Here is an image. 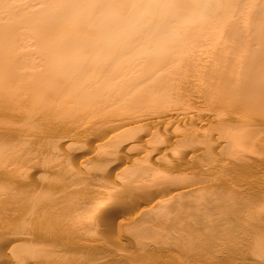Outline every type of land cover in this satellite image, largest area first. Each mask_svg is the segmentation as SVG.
I'll list each match as a JSON object with an SVG mask.
<instances>
[{"label": "bare ground", "instance_id": "obj_1", "mask_svg": "<svg viewBox=\"0 0 264 264\" xmlns=\"http://www.w3.org/2000/svg\"><path fill=\"white\" fill-rule=\"evenodd\" d=\"M102 1L107 5L114 2V0ZM210 1L215 2L212 0L208 2ZM259 2L262 5L256 2L260 6L255 7L259 9L255 11H260L259 13L257 12L259 17L255 14L256 12L253 15H256L255 17L258 19H264V0H260ZM150 3L158 5L160 0H150ZM246 3L248 2L246 1L241 5L246 6ZM198 4L201 3L198 2ZM205 4L202 6L204 7L203 11L201 10L202 12L209 5L208 3L205 7ZM212 4L214 6V3ZM208 7H211V5ZM217 7L219 8V6ZM223 7H225V10L223 8H217L218 12L216 13H218V17L222 14L220 11H226L227 5L225 4ZM210 10L215 9L211 7V9L209 8ZM190 11L193 12V10ZM209 11L206 13H209ZM252 12H250L251 16ZM226 13L228 15L229 11ZM225 14H222L221 18ZM172 15L176 16H174L175 19ZM172 15H169V17L171 16L174 20L171 17L169 20L167 17H164L165 15H162L165 19H161V15H158V17L160 16V18H157L158 20L153 18L149 22L146 20L147 15L143 14L139 22L146 23L137 25L134 29L129 30L126 34L128 36L124 37L122 43L117 45L116 48H120L116 56L113 55L110 58H102L101 55L90 57L78 55V57L62 60L60 58H51L52 56L48 58L49 55L46 57V53H42L45 57L44 55L41 57L42 54H40L38 55L40 56L38 57L39 61H36L37 59L35 57L30 58V56L28 57L29 59L27 57L23 59V55H18V58V56L16 57V53L12 56V52L9 51L10 49L7 52L11 56L5 54L4 51L3 53L0 51V75L2 79L5 78L4 80L0 78V249L4 247L3 251L0 250V262L2 264L4 262V264H12V260H14L13 264H24L26 260H29V264L30 262L31 264H54L58 261L60 253L62 256H65V253H67L66 251L63 252L66 249L65 247L69 244L67 247L69 248L70 244H75L73 243L76 242L75 236L77 238L79 233H83V231H80L81 227L78 228L80 224L77 223L80 217L79 214L82 213L81 210L78 211V201L83 196L79 200L76 199L78 198L76 195V198H73L78 190L81 191L80 189L76 190L75 186L79 188V184L87 182V180H84L87 175L82 178L83 174L87 173L85 171L92 173L93 171H98L96 168L101 169L99 166H102L104 162L101 161L102 163L100 164L98 162L103 159L95 157L94 153L96 155V153L103 150L106 143L108 148L111 149L110 152L106 147V150L109 152V157L114 152L116 154L115 149L117 150L116 147L118 146L116 138H119L118 135L123 134L124 130L126 133L127 126L129 125L130 128L128 131L132 133V130L135 128H137V130L135 129L137 133H139V129L141 130H139L140 134H137L134 130L135 135L138 137L136 136L137 139L134 137L135 140L133 139L134 141L129 143L130 147L132 148L134 144L137 145L135 142H138V144L141 142L142 151L136 157V161L128 164V166L131 164L129 166L130 168L128 167V171L130 172L129 176L126 178L123 177L127 180V185L132 184L129 188L126 186L127 192L125 194L127 195V199L124 207H134L133 204L143 196L144 188H153L156 191V196L160 195L159 193L161 191L170 193V197L166 196L167 199H170L166 200L167 202L164 199L166 197H160L159 199H162V201L155 199L150 205L142 207V210L141 208L137 211L135 210V228L130 227L135 239L134 242H136V248H134L139 252H143L141 250L144 248L148 251L140 255V257L147 258V260L144 261V259L140 260L137 258L132 264H264L263 230V233H261V229L264 228L261 225L264 223V22H255L256 24L251 22L250 25L248 22L246 24L243 23L245 25L241 23L238 25L237 22V25L234 22L228 24L220 23L219 25L213 24L215 28L208 24L212 28L209 30L207 29L209 27L205 26L206 24H202L203 26L198 24L195 20V17L198 18V16H195L191 21L189 19L185 23V21L180 20L181 14L175 13ZM214 15L217 16L215 13ZM166 18L169 21L172 19V22H169ZM125 19L121 18L118 22L124 24V22L130 21L129 19ZM212 30L214 31L212 32ZM217 32L221 36H219L220 34L217 36L215 34ZM218 39L221 41L220 43ZM4 44L6 43L1 41L0 47ZM203 45L210 47L209 50L207 47V50L204 48L207 51L205 57H208L207 59H203L204 57L201 58L200 56V58L197 57V60H199L198 63L201 66L200 64L198 65L201 68L196 69L198 65L196 64L197 66H195L197 61H195L194 57L196 55L198 56L196 52ZM18 46L21 48L20 45ZM137 47L141 50L137 49ZM134 49L142 51V58L145 56L144 59L141 58L139 61L133 57L132 59L135 58L134 60L137 61L135 65L132 64L131 58V60H127V56H131L130 51H135ZM18 50L17 52H19ZM100 51L104 52L103 50ZM202 53H205V51ZM117 56L126 58V61L123 60L125 62L123 66L115 65V57ZM37 64L42 65L40 67L41 71H37L38 68L37 70L35 69ZM135 67L140 69H136L137 72L139 71V75L142 73L139 79L137 78V84L141 85V87L146 84L145 88L147 90L145 93L147 95L145 97H154L151 103H148V101L145 103L146 99L141 98V96L138 97L139 95L136 96L133 93H130L131 95L128 94L127 91L130 89L127 90V88H130L131 85L126 89L119 90H115L112 87L115 85L116 75L122 76L124 74H130L126 78L132 79L133 77L131 76L135 71ZM163 69H165V73ZM195 69L198 71V79L194 78L195 80L197 79L196 82L198 84L193 80L195 82L194 85L196 84L200 87L196 89L202 92L201 95L206 104L204 105L207 106V109L205 108L207 113L205 111L204 114L198 112L196 114L194 109L195 112L189 109L186 111L184 109L178 110L179 108L176 109L178 106L176 108L170 107L171 109L167 108V102L171 105L175 96L178 98L179 95L178 92V95L175 93L174 86L171 87L175 83L173 81L175 80V75L177 77H179L178 75L188 76L189 73L196 72L193 71ZM42 71L43 73H41ZM161 72H163L162 75ZM31 75L32 77L29 78ZM168 76H171V78L167 79ZM179 78H176V81H179ZM183 78L186 77L183 76ZM135 79H132V81L134 80L133 83L136 81ZM186 81L189 82V80ZM143 82L144 84L142 85ZM178 83L177 86H180ZM134 85L136 84L134 83ZM110 86L113 91L110 89ZM172 88L175 90V96L171 101ZM132 94L136 96L135 99ZM129 96H131L132 100ZM182 97L184 96L182 95ZM142 99L144 103H142ZM181 99L179 100L181 101ZM60 100L64 102H58ZM119 101L120 104L122 101L124 103L128 101L126 105L122 104L125 106L121 109L123 112L119 108V111L115 109ZM176 101L174 100L173 102L176 104ZM60 103L62 105H64L63 103L67 105L68 103H72L75 106L70 109L68 107L69 105L61 106ZM72 106L70 104V107ZM58 107L59 109L63 108L61 111L64 112V116H62L60 111L63 119H60V116L58 119L53 114L58 112ZM54 117L57 119H54ZM118 117L119 119L115 120ZM201 117L210 120V127L208 129L211 132V137L209 136L211 138L210 141H204L202 139L204 141L202 142L200 139L201 143L199 139L197 140V132L199 130L203 131L206 128L199 127L200 125L196 127L194 125L195 128L193 129L186 128L187 130L185 131L184 129V132L178 130L177 132L175 130V124H184L188 127L194 122L199 121ZM71 119H76L77 124L80 122L77 125L79 127L84 123V125L87 124V131L90 129L89 125H92L91 129L92 127L94 129V131L90 129L94 133L92 135L95 137L97 135L96 133H98L99 135L96 138L101 139L89 148V150L91 148L93 150L91 149V154L89 153L90 156L88 157H95L98 159H96L98 162L96 160L94 161L95 158H92L94 164L91 165L89 164L90 162L88 163L86 161L88 157L86 158L85 156L78 162L79 164L77 165L80 168L83 167L84 173L80 172L81 169H79V166H75V168L74 166H68L69 168L66 167L68 168L66 170L64 168L62 169L63 166L60 165L63 171H57V168L51 165L54 161L51 162V159H54L55 156L53 158L50 154H47L50 151L57 153L66 147L68 148V145L71 146V143H74L70 142L71 138L66 130L67 134H61V136L58 134L59 136L56 137L58 138L56 140L60 142V146L50 148L51 139L54 140V134L57 135L55 132L57 123H64L65 127H68L70 130L72 127L70 123L74 125L73 123L75 122L74 120L72 123L73 120ZM81 121L83 122L82 124ZM74 126L72 130L76 128ZM97 126L98 128H96ZM100 126L103 129L100 128L101 131H98ZM83 129L84 131L86 130L85 127ZM95 129H97V132ZM163 129H166L167 132L165 133L167 134L160 135L158 133L159 135H157V132H155V130L163 132ZM70 132L72 131L70 130ZM41 133L46 134L49 138L47 137L45 139L44 137L46 141H42L40 137L42 136ZM92 135L90 134V136ZM90 136L88 135L87 137L90 138ZM112 140H114L113 143ZM42 142L45 144L50 142L48 143L49 145L46 144L47 147L49 146L50 151L46 153V158L45 156L44 158L42 157L43 159L41 158L43 160L41 164L44 165L46 163L48 167L52 166L51 168L53 169H49V175L48 173L43 174L42 178L38 175L41 178L37 179L40 181L38 184L35 183V178L33 180L30 175L23 172L28 167L35 169V167L39 166L40 157H36L39 160L35 158V151L38 149L35 150L34 148V156L32 155V150L33 147H37L36 145L44 146ZM173 143H180L184 148L180 146L181 150L179 149L180 151L178 153L170 154L169 147ZM81 144L83 145V142ZM81 144L79 146L82 148L83 146ZM136 145L134 146L136 147ZM48 148L45 147L46 151L49 150ZM198 148L202 150V154H198L197 152L201 156L200 158L196 157V162H194V159H190L194 155L191 154V151L197 150ZM151 152L153 153V157L155 156L154 161H160L161 165H165H162L163 168L161 170H158L160 167L157 168L156 165L154 166L145 162L144 159L147 155H151ZM102 154L99 155L101 156ZM217 157L222 160H218L219 162L215 161ZM213 158L215 159L211 160ZM104 161H107V159ZM64 162L66 163L67 159ZM95 162L98 164L97 167L95 166ZM46 164L44 165L45 167ZM53 165H55L54 162ZM66 165L69 164L66 163ZM193 167L195 169L197 167L198 169H191ZM186 169L195 170L193 171V173H196V176L193 175L195 178L192 176L190 179L187 178L189 175L184 174ZM51 171L56 172L57 175L58 173L61 175V172L64 173V180L61 175L62 181L59 182L60 184H56L53 180L58 178L54 177V179L53 176L50 177ZM54 172H52V175ZM209 172L213 174L223 173L222 175L225 177L221 180L223 183L221 182L219 184V181H215V178L213 181L218 184L214 182V184H211L207 179L209 176L204 178L205 174H211ZM122 173L125 172L123 171ZM122 173H116V175H123ZM126 173L128 172L126 171ZM95 174L93 175L95 176ZM183 174L189 180L183 178ZM248 174L251 176L258 175L256 176L258 177L256 179L257 181L254 182L248 178ZM212 177L214 176L212 175ZM202 178L204 180L207 179V184L213 186H210L209 189L212 188L213 190L207 191L206 193L203 192L204 194L201 195L204 196L202 201L197 202L198 198L201 197H198L199 194L197 195V192H195L197 187L195 183L197 181L199 182L200 179L203 180ZM121 182H123V179ZM52 184L57 185L56 187L58 189L54 190H57L56 192L59 196H46L45 198L44 195L45 199H42L43 201L41 202L40 198L42 196L40 195L46 188L49 189ZM123 184L121 183V186ZM39 189L41 190L39 191ZM115 190H118V187ZM115 190H107L108 193L106 194L105 192L96 201L90 215L92 218L99 216V214L104 211L106 212L107 209L113 208L114 206L118 207L122 203L120 202V198H122L121 196L123 194L119 193V190ZM117 201L120 202L119 205ZM83 215L86 216V214ZM35 217H40L41 219L37 218L40 219L37 220ZM131 217L133 218V216ZM85 218L87 219V216ZM90 220L92 219L88 221ZM120 222L121 220L117 223V226L123 221ZM109 224L111 225V223ZM123 225L122 223L121 226ZM82 226L84 225L82 224ZM86 227L88 226L86 225ZM52 228H54L53 231H51ZM54 231L56 232L53 233ZM79 237L77 239H80ZM40 239H45V242L43 241L45 243L43 249L42 246L39 247L41 244L43 245L42 242L39 243ZM33 241L39 243V246H34L37 250L33 248V245H35ZM260 245L262 247H259ZM63 246L65 249H62ZM37 247H39V250ZM65 257L68 260L67 256ZM116 257H118L117 261L128 260L127 255L124 253H119ZM61 260L62 258L60 256ZM64 260L62 261L64 262Z\"/></svg>", "mask_w": 264, "mask_h": 264}, {"label": "rangeland", "instance_id": "obj_2", "mask_svg": "<svg viewBox=\"0 0 264 264\" xmlns=\"http://www.w3.org/2000/svg\"><path fill=\"white\" fill-rule=\"evenodd\" d=\"M2 0H0V13H1V15H0V34H2L1 35V37H0V45H1V41L3 42V43H6V44H4L3 46H1L0 47V51H2V53H3V51H4V53L5 54H8V55H10V53H8L9 51L10 52H12L11 53V55L13 56V54L15 55V53H16V57L18 56V55H23V59H24V57L26 58H28L29 56H30V58L32 57H35L37 60L36 61H39L38 60V57H40V56H38V55H40V54H42V53H46V57L49 55V57L48 58H50V56H52L51 58H60V59H62V60H66V59H69V58H73V57H78V55H82V56H88V57H90V56H102V58H110V57H112L113 55H115L116 56V54L118 53V50H119V48L120 47H118V48H116L117 47V45H119V44H121L122 43V41H123V38L124 37H127L128 35H126L127 34V32L129 31V30H132V29H134V27L135 26H137V25H140V24H142V23H146V22H139L140 21V19H141V16L143 15V14H145V15H147V18H146V20L147 21H149L150 22V20H152L153 18H160V16L158 17V15H161V17H162V15H165L164 17H167L168 19L171 17H169V15H172V14H175V13H177V14H181V21H185V23H186V21H189V19H190V21L192 20V19H194V17L195 16H198V18L197 17H195L196 19V21L198 22V24L200 25H205V26H207V27H209V28H207V29H209V30H211L212 28L210 27V26H212L213 27V24L214 25H219L220 23L221 24H228V23H230V22H234L235 24H236V22L238 23V25L241 23V24H243V23H247L248 22V24L250 25L251 24V22H253L254 24H256L255 22H264L263 20V18L262 19H258V18H256L255 16L257 15L258 17H259V15L257 14V12L259 13L260 11H255L256 9H258V8H255V7H259L260 5H262V4H260V0H212V1H215V2H208L209 0H201V1H199V0H177V1H173V0H165V3H164V0H160V3L157 5V4H152V3H150V0H114V2H112V3H110V4H106V3H104L102 0H4V1H2ZM206 1V2H205ZM248 2V3H246L247 5L245 6V5H241L242 3L244 4L245 2ZM257 2V4H260L259 6L256 4V2ZM4 2V3H3ZM198 2L199 3H201V4H198ZM202 2L205 4H208L209 3V5H211V7H212V9H213V7H214V9L215 10H210L209 11V8L211 9V7H208L209 5H207V9H205V13L204 12H202L203 11V8L204 7H202L203 5H202ZM251 2V3H250ZM259 2V3H258ZM211 3V4H210ZM212 3H214V6H212L213 4ZM215 3H219V4H215ZM253 3V4H252ZM254 3H255V5H254ZM199 6H198V5ZM206 4H205V7H206ZM227 5V7H226V11H224L225 10V7H223L224 5ZM222 5V7H220ZM257 5V6H256ZM195 6V7H194ZM216 6V7H215ZM217 6H219V8H223L224 10L223 11H220L222 14H225L227 11H229V13H228V15H227V13L225 14V16L223 15V17L221 18V16H222V14H220V16L218 17V13H216V12H218L217 11ZM192 7H193V9H192ZM199 7V8H198ZM202 7V8H201ZM229 7V8H228ZM1 8H2V10H1ZM5 8V9H4ZM218 8V9H219ZM252 8H254V9H252ZM195 9V10H194ZM228 9H230V10H228ZM238 9V10H237ZM190 10H193V12H191ZM202 10V11H201ZM207 10V11H206ZM235 10H237V11H235ZM240 10V11H239ZM254 10V11H253ZM259 10V9H258ZM209 11V13H211L210 15H208L209 13H206V12H208ZM215 11V12H214ZM235 11V12H234ZM252 12V16H251V13L250 12ZM191 12V14H189ZM217 15V16H215L214 15V13ZM254 12H256L255 14V16L253 15L254 14ZM213 13V14H212ZM250 13V14H249ZM213 15V16H212ZM261 15V14H260ZM2 16H3V19H2ZM174 16L175 15H172V17L174 18ZM171 17V18H172ZM176 17V16H175ZM201 17V18H200ZM215 19H214V18ZM220 18V19H217V18ZM253 19H252V18ZM256 19H255V18ZM121 18H126L127 20L129 19L130 21L129 22H124V24H122V23H120V22H118L119 21V19H121ZM166 18V20H168ZM172 18V19H173ZM179 18H180V15H179ZM117 19V20H116ZM125 19V20H126ZM161 19H165V18H161ZM160 19V20H161ZM172 19H171V21H169V22H172ZM175 19V18H174ZM173 19V20H174ZM116 20V21H115ZM158 20V19H157ZM195 20H194V22H195ZM218 20V21H217ZM162 21V20H161ZM167 21V22H168ZM223 21V22H222ZM153 22V21H152ZM151 22V23H152ZM4 23V24H3ZM191 23V22H190ZM234 23H231V24H234ZM196 24V23H195ZM210 26H209V25ZM212 24V25H211ZM245 24H243V25H245ZM264 24V23H263ZM9 25V26H8ZM202 25V26H203ZM237 25V24H236ZM14 26V27H13ZM201 26V27H202ZM221 26V25H220ZM213 28H215V27H213ZM4 29V30H3ZM215 30V29H214ZM214 30H212V32L214 31ZM217 36L220 34L219 32H217V33H215ZM5 36V37H4ZM7 36H8V38H7ZM10 36V37H9ZM219 36H221V34L219 35ZM4 38H5V40H4ZM3 39V40H2ZM6 39H7V41H6ZM17 42H15V41ZM219 40V39H218ZM222 40V39H221ZM219 43L221 42L220 40L218 41ZM85 43H87V44H85ZM91 43V44H90ZM9 44V45H8ZM84 44V45H83ZM90 44V45H89ZM6 45H7V47H6ZM14 45V46H13ZM18 45H20L21 46V48H19V46ZM15 46H16V48H15ZM89 46V47H88ZM12 47H13V49H12ZM19 48V50H18V48ZM101 49H100V48ZM202 47H203V49H202ZM207 45L206 46H201L200 47V50L198 51V52H196L197 54H198V56L196 55V53H194L196 56V58L194 57V59H195V61H197L196 63H195V66H197L198 64H200V63H198V61L199 60H197V57L198 58H203V59H207V57L208 56H206L205 57V55H207V48H208V50H209V48L210 47H207ZM204 48L206 49V50H204ZM8 49H10L9 51H8ZM12 49V50H11ZM99 49V50H98ZM114 49H115V51H114ZM137 49H140L139 47H137ZM137 49H134L135 51H130V54H131V56L129 55V56H127V60L129 61V60H131L133 57H135L136 59H137V61H139L141 58H142V56L141 55H143L142 54V51H140V50H137ZM202 49V50H201ZM14 50H16L15 52H14ZM17 50L19 51V52H17ZM100 50H103L104 52H102V51H100ZM205 51V53H202V52H204ZM8 51V52H7ZM22 51V52H21ZM125 51V50H124ZM25 54H24V53ZM102 52V53H101ZM1 53V54H2ZM47 53H49V54H47ZM145 53V52H144ZM201 53V54H200ZM10 55V56H11ZM44 54H42L41 55V57L43 56ZM146 55V54H145ZM2 56H4L3 54H2ZM20 56V57H21ZM139 56H141V57H139ZM200 56V57H199ZM6 57H7V55H6ZM44 57H45V55H44ZM8 58H9V56H8ZM10 58H14V57H10ZM18 58H19V56H18ZM34 58V59H35ZM131 58V59H130ZM134 58V59H135ZM139 58V59H138ZM144 58H145V56H144ZM144 58H142V59H144ZM29 59V58H28ZM33 59V60H34ZM126 58L125 57H115V65H120V66H123L124 64H125V62L123 61V60H125ZM134 59H132L131 61H132V64L133 65H135V64H137V61H135ZM116 60H118V61H116ZM180 60V59H179ZM178 60V61H179ZM35 61V60H34ZM126 61V60H125ZM127 61V62H128ZM133 61H134V63H133ZM202 61V60H201ZM37 63V62H36ZM39 63V62H38ZM197 64V65H196ZM39 66V67H38ZM200 66H201V64H200ZM199 65L196 67V69L197 68H199L200 67ZM40 67H42V65H39V64H37L36 65V67H35V69L37 70V68H38V70L37 71H41V68ZM40 68V69H39ZM201 68V67H200ZM140 70L139 68H136L135 67V71L133 72V74H132V76L131 77H133L132 79H134V78H136L135 80V84L136 85H134V83H133V81H132V79H130V78H126L127 76H129L130 74H124V75H122V76H120V75H116L115 76V87L114 86H112L113 87V89L115 88V90H119V89H126L128 86H133V87H131L130 86V88H127V90H134V91H127V90H125V91H127V93L128 94H130V93H133L134 95H136V96H138V97H140L141 96V98H144V99H146V101H145V103L148 101V103H151L152 101H153V99H154V97H145L146 95H147V93H145L146 92V84H144V82L142 83V87H141V85H138L137 84V78L139 79V77L142 75V73H140V75H139V71L137 72V70ZM166 69V68H165ZM165 69H163L164 70V73L166 72L165 71ZM193 70V71H196V72H193L192 74H190L189 73V75H191V76H187V75H183L184 77H186V78H183V76L182 75H178L179 77H177V75H175V80H173L175 83L177 82H179L180 83V79H182V80H184L183 82H182V80H181V83L179 84L178 83V85H180V86H177V83L175 84L173 81V83H174V85H171V87L172 86H174V89L176 90V92L175 93H179V95H178V93H177V95H178V98L180 97V98H182L181 99V101L178 99V98H176V96H175V94H174V91L175 90H173V88H172V90H173V92H172V97L170 98L171 99V101H172V98L175 96V98L173 99V101L174 100H177L176 102V104H175V102H173L172 101V103H171V101L169 100V102L171 103V105H169L168 104V102H167V108H176L177 106V108L176 109H178V110H182V109H184L185 111L187 110V109H189L190 111H193V112H195L196 111V114H197V112L198 113H203L204 114V112L206 111V107L207 106H205L206 104L204 103V101H203V99H202V92H200L201 90H198L197 91V89H199L200 87L198 86V85H194V83L197 81V73H198V71L197 70ZM167 70V69H166ZM32 71V70H31ZM33 71H34V69H33ZM136 72V73H135ZM41 73H43V71L41 72ZM40 72H39V74H41ZM136 74V75H135ZM163 74V72H161V75ZM160 75V76H161ZM196 75V76H195ZM172 76V75H171ZM171 76H168L167 77V79H170L171 78ZM182 76V77H181ZM30 77H32V75L31 76H29V78ZM197 78L196 80H195V78ZM0 78H1V75H0ZM173 78V79H174ZM176 78L178 79L179 78V81L177 80L176 81ZM5 78H1V80H4ZM191 79V80H190ZM165 80H166V78H165ZM186 80H189V82L188 81H186ZM195 82H194V81ZM169 81V80H168ZM187 83H186V82ZM146 83V82H145ZM172 83V84H173ZM185 83H186V86H185ZM188 83H190V84H188ZM192 83H193V85H192ZM197 83V82H196ZM133 84V85H132ZM184 84V85H183ZM198 84V83H197ZM190 85V86H189ZM183 86V87H182ZM112 87L110 86V89L113 91V89H112ZM144 87V88H143ZM179 87V88H178ZM182 87V88H181ZM198 87V88H197ZM177 88V89H176ZM197 88V89H196ZM109 89V90H110ZM180 91H179V90ZM171 90V91H172ZM185 90V91H184ZM182 91V92H181ZM186 92V93H185ZM192 92V93H191ZM180 93L184 96V97H182V95L180 96ZM199 93V94H198ZM132 94V95H133ZM174 94V95H173ZM185 94V95H184ZM197 96H196V95ZM131 95V94H130ZM133 95V96H134ZM186 95H187V97H186ZM136 96H134L133 98L135 99V97ZM191 96V97H190ZM128 97V96H127ZM129 98L131 99V96H129ZM130 99H127V100H130ZM58 100H59V98H58ZM132 100V99H131ZM130 100V101H131ZM70 101H72V100H70ZM129 101V102H130ZM142 103H144V100L142 99ZM179 101V102H178ZM187 101H188V103H187ZM55 102H57V100H55ZM58 102H64V101H62V100H60V101H58ZM127 102L128 101H126L125 103H124V101H122L121 102V104H120V101H119V104H118V102H117V104L119 105H117V106H115L116 108L115 109H117V111H119V109H120V111L121 112H123V110H121V109H123V106L124 105H126L127 104ZM60 103V104H61ZM174 103V105H175V107H174V105H172ZM182 103V104H181ZM185 103V104H184ZM59 104V103H58ZM65 106H68L70 109L71 108H74V106H75V104H72V103H70L71 105H73L72 107H70V104L68 103V105L67 104H65V103H63ZM122 104H124V105H122ZM188 104V105H187ZM205 104V105H204ZM64 105H62L61 104V106H64ZM169 106V107H168ZM186 106H188V107H186ZM60 107V106H59ZM59 107H58V109H59ZM67 107V108H68ZM125 107V106H124ZM164 107H166L165 105H164ZM183 107V108H182ZM186 107V108H185ZM68 108V109H69ZM119 108V109H118ZM170 108V109H171ZM206 108V109H205ZM63 109V108H62ZM61 108L58 110V112H56V113H53V114H55L54 116H57V118L59 117L60 119H63L62 118V116H64L63 115V113L64 112H62L61 110H62ZM107 109H110V108H107ZM195 111H194V110ZM188 110V111H189ZM60 111H61V114H62V116H61V114H60ZM203 111V112H202ZM206 113H207V111H206ZM53 116V115H52ZM56 117H54V119H55ZM56 118V119H57ZM58 118V119H59ZM92 118V117H91ZM121 118V117H120ZM205 118V117H204ZM203 117H201L200 119H199V121H196L197 122V124H196V122H194L193 124H191L190 126H186V125H184V124H175V130L177 131H182V132H184V129H185V131L187 130L186 128H195L196 126H199V127H206L205 129L207 130V132H209V133H207L206 132V130L205 129H203V131L202 130H199V132H197V140L199 139V141L201 142V140L202 139H204V141H210L211 140V132L210 131H208V129H209V127H210V120L209 119H207V118H205V119H207V120H205ZM51 119H53V117H51ZM65 119V118H64ZM94 119V118H93ZM107 119V118H106ZM111 119V118H110ZM119 119V117L117 118V119H115V120H118ZM202 119V120H201ZM71 120H73L72 121V123L74 122V120H75V122L73 123L74 125H72L71 123H70V125L73 127H76V128H74V130H75V132H74V130H72L73 128L71 127L70 128V130L72 131V132H70V130L68 129V127H65V124L64 123H57V126H56V134L57 135H55L54 134V140L53 139H51L52 141H51V147L50 148H53V147H58V146H60V142L59 141H57L56 139H58V138H56V137H58L59 135L61 136V134L62 135H65V134H67V131H68V133H69V135H70V138H71V141L70 142H74V143H71V146L70 145H68V148L66 147V148H64V150L62 149L61 151H58L57 153H55V151H50V148H48L47 146H46V144L47 145H49L48 143H50V142H48V143H44V142H42L43 144H44V146L43 145H36L37 147H33V150H32V155L34 156L35 154V158L36 157H40L39 159L38 158H36V159H38L39 161H40V164H39V166H37V167H35V169L34 168H27V169H24V172L23 173H26L27 175H30V177L34 180V178H35V183H38L39 184V182L40 181H38L37 179H39L40 177L42 178L43 177V174H47L48 172H50V170H52L53 168H51L52 166L54 167V168H57V171H63V170H61V167H62V169L64 168V169H68L69 167H73L74 166V168H75V166H79V165H77V164H79L78 162H80V159H82V157H88V156H90V154H91V151L93 150L92 148V150L90 149L89 150V148L90 147H92L93 145H94V143L95 142H99L101 139L99 138H96L97 137V135H99L98 133H96L97 135L94 137L93 135H94V133H92V131H94V129H93V127H92V129H91V126L92 125H89L90 126V129L92 130H88V131H91V132H88L87 131V129H86V126H87V124L86 125H84V124H82L83 122L81 121V128L79 127V126H77V125H79L80 124V122H78V124H77V121H76V119H71ZM84 120V119H83ZM86 120V119H85ZM113 120H114V118H113ZM57 121V120H56ZM79 121H80V119H79ZM201 122V123H200ZM209 123V124H208ZM63 124V125H62ZM84 125V126H83ZM176 125H177V127H176ZM194 125H195V127H194ZM93 126H95V125H93ZM185 126V127H184ZM61 129H60V128ZM78 127V128H77ZM85 127V131H84V128ZM128 127V129L125 127V129H127L126 130V133H125V130L123 131V134L121 133V134H119L118 136H119V138H116V141H117V150L115 149V151H116V154H115V152H114V154L113 155H111L110 157H112V156H114V157H112L111 159H110V157H109V152L108 151H110L111 152V149H109L108 148V146H107V143H106V146H105V144H104V146L105 147H103L104 149L103 150H101L100 152H98V153H96V155H95V153H94V156L95 157H100L101 159H103V160H100V162H98L97 160V158H95V157H92V158H95L94 159V161L96 160V162H98V164H100V163H102V162H104V163H106V164H104V165H107V166H104L103 164H102V166H99V168H101V169H98V168H96L98 171L96 172V174H95V172L93 171L92 173L91 172H89V171H85V172H87V173H85V174H83V176H82V178H84L86 175V179H84L85 181L87 180V182H84L83 184L81 183V184H79L78 185V187L79 188H76V186H75V189L76 190H78V189H80L81 191H79L78 190V192L76 193V194H74V196H73V198H76V196L78 197V198H76L77 200H79V198L81 197V196H83V198L81 197L80 199L82 200H80V201H78L79 202V204H78V211L79 210H81L82 211V213H81V211H80V213L81 214H79V218H78V221H77V223H79L80 225H78L77 227L78 228H80L81 227V230L80 231H83V233L81 232V234L79 233V236L77 235V238L79 237L80 239H77L76 238V236H75V241L77 242H73V243H75V244H70V246H69V248H67L68 247V245L64 248V246L62 247V249H65V250H63V252H67V253H65V256H67V259L68 260H66V257L65 256H62L61 255V253H60V255H59V257H58V261L57 262H55L54 264H132L137 258H139L140 260H143L144 259V261L145 260H147V258H143V257H140V255L141 254H145L148 250L146 249V248H144V249H146V250H141V251H143V252H139V251H136L135 250V243L136 242H134V236L132 235V233H131V228H135L134 226H135V224L136 223H134L135 222V219L134 218H136L135 216H136V212H135V210L137 211V210H139L140 208H141V210H142V207H146L147 205H150L152 202H154V200L155 199H158V200H160L159 198L160 197H170L169 195H170V193L169 192H164V191H161L159 194L160 195H155L156 194V191L153 189V188H149V189H146V188H144L145 190L143 191V196H141L139 199H138V201H136L133 205H134V207H132V208H125L124 207V203H125V201H126V199H127V195L125 194V192H127V190H126V186L129 188V187H131L132 186V184L131 185H127L126 184V182H127V180H125L124 178H126L127 176H129V171H128V169L130 168L129 166L132 164V162H134V161H136V157L137 156H139V153L142 151V143L140 142L139 144L141 145H139L138 144V142H135V143H137V145L136 144H134V145H136V147L133 145V147L131 148L130 147V142L131 141H134L135 140V138L137 139V135H135L136 133H137V128H132V129H134L135 131H136V133H135V131L134 130H132L133 131V133L131 132V131H128L129 130V128H130V125L129 126H127ZM80 128V129H79ZM96 128H98V126L96 127ZM100 128H102L103 129V127L102 126H100L99 127V130L98 131H101L100 130ZM174 128V127H173ZM158 129V128H157ZM62 130V131H61ZM67 130V131H66ZM83 130V131H82ZM96 130V132H97V129H95ZM140 130V129H139ZM138 130V132L139 133H137V134H140V131ZM177 131V132H178ZM66 132V133H65ZM79 132V133H78ZM82 132V133H81ZM87 132H88V134H87ZM128 132V133H127ZM155 132H157V135H165V134H167V133H165V132H167L166 131V129L164 130L163 129V132L161 133L159 130H155ZM154 132V133H155ZM43 133V132H42ZM41 133V134H42ZM79 135H78V134ZM84 133V134H83ZM100 133V132H99ZM159 133V134H158ZM164 133V134H163ZM203 135H202V134ZM59 134V135H58ZM90 134L92 135V136H90ZM101 134V133H100ZM131 134V135H130ZM156 134V133H155ZM89 135L90 136V138H88L87 136ZM121 135V136H120ZM124 135V136H123ZM126 135H128V136H126ZM203 136V137H201V136ZM71 136H73V137H71ZM75 136V137H74ZM84 136V137H83ZM117 136V137H118ZM133 136V137H132ZM137 136V137H136ZM210 136V137H209ZM41 137V140L43 141L44 140V137H45V139H47V135L45 134H42V136H40ZM52 137V138H53ZM86 137V138H85ZM121 137V138H120ZM123 137H125L124 139H123ZM135 137V138H134ZM201 137V138H200ZM49 138V137H48ZM81 138V139H80ZM82 138H85V139H82ZM88 138V139H87ZM95 138V139H94ZM209 139V140H207V139ZM73 139V140H72ZM79 139H80V141H79ZM94 139V140H93ZM118 139V140H117ZM121 139V140H120ZM134 139V140H133ZM201 139V140H200ZM82 140H84V141H82ZM115 140V139H114ZM114 140H112V143H113V141ZM119 140H120V142H119ZM44 141H46V140H44ZM79 141V142H78ZM86 141V142H85ZM128 143H127V142ZM137 141V140H136ZM203 140H202V142H204ZM41 142V141H40ZM40 142H38L39 144H40ZM58 142V143H57ZM78 142V143H77ZM83 142V145L81 144V143ZM201 142V143H202ZM41 143V144H42ZM54 143V144H53ZM119 143V144H118ZM59 144V145H58ZM77 144V145H76ZM79 144H81L83 147L81 148L80 146H79ZM109 144H110V142H109ZM128 144V145H127ZM180 144V143H179ZM172 144L170 147H169V152H171L170 154H175L176 152L178 153L181 149V145L182 144ZM72 145H74L73 147H72ZM197 145V144H196ZM80 147V149H79V147ZM85 146V147H84ZM144 146V145H143ZM181 146V147H180ZM45 147L46 148H48L47 150L48 151H46V149H45ZM106 147L108 148L107 150H106ZM119 147H120V149H119ZM124 147V148H123ZM127 147H129V148H127ZM34 148H35V150H37V151H35L34 150ZM40 148V149H39ZM136 148H137V151H136ZM144 148V147H143ZM170 148H171V150H170ZM178 148V149H177ZM182 148H184V147H182ZM234 148V147H233ZM43 149V150H42ZM45 149V150H44ZM88 149V150H87ZM119 149V150H118ZM133 149V150H132ZM140 149V150H139ZM177 149V150H176ZM180 149V150H179ZM40 150V151H39ZM79 150H81V151H79ZM84 150V151H83ZM121 150V151H120ZM123 150V151H122ZM128 150V151H127ZM173 150H175V151H173ZM185 150V149H184ZM198 150V151H197ZM197 150H194V151H191L192 153L191 154H194L193 155V157L192 158H190L191 160L192 159H194V162H196V157L197 158H200V156L201 155H198V154H202V150L200 149V148H198ZM200 150V151H199ZM35 151V154L33 153ZM44 151H46V152H44ZM50 151V153H47V152H49ZM63 151V152H62ZM66 151V152H65ZM88 151V152H87ZM136 151V152H135ZM60 152V153H59ZM65 152V153H64ZM76 152H79V153H76ZM105 152V153H104ZM194 152V153H193ZM197 152H198V154H197ZM41 153H42V155H41ZM50 154L53 158H54V156H55V158L54 159H51V162L53 161L54 162V164L55 165H53V162L51 163V165L52 166H47V164L46 163H44V165L46 164V167L43 165V164H41V162H43V160H41V158L43 157L44 158V156L45 155H47V154ZM55 153V154H54ZM71 153H73V154H71ZM81 153V154H80ZM90 153V154H89ZM101 153H103L101 156L99 155V154H101ZM152 153V152H151ZM64 154H65V159H67V162L66 163H68L69 165H66V163L64 162L65 161V159L63 160V158H64ZM66 154H67V157H66ZM71 154V155H70ZM88 154V155H87ZM195 154H197V155H195ZM40 155V156H39ZM61 155H63L62 156V158H61ZM50 156V157H51ZM93 156V155H92ZM104 156H107V157H104ZM148 156V157H147ZM146 156V158L144 159L145 160V162H147L148 164H151V165H156V167L158 168V167H160V168H158V170H161L163 167H162V165L163 166H165L164 164H162L161 165V162L160 161H154L153 159H154V157H153V153L150 155H147ZM199 156V157H198ZM57 157V158H56ZM62 159H60V158ZM72 157V158H71ZM103 157V158H102ZM153 157V158H152ZM42 158V159H43ZM45 158H46V156H45ZM72 160H71V159ZM91 157H88L87 158V162L89 163V164H91V165H93L94 164V162H93V159H92ZM134 158V159H133ZM219 157H217L216 159L215 158H213V159H211V160H214L215 159V161H220V160H222V159H218ZM57 159V160H56ZM70 159V160H69ZM90 161H89V160ZM105 159H107V161H104ZM147 159H149V160H147ZM151 159V160H150ZM78 160V161H77ZM91 160H92V163H91ZM153 160V161H152ZM224 160V159H223ZM61 161V162H60ZM102 161V162H101ZM110 161V162H109ZM150 161V162H149ZM214 161V162H215ZM218 161V162H219ZM86 162V163H87ZM95 162V163H96ZM155 162V163H154ZM49 163V162H48ZM59 163V164H58ZM64 165H63V164ZM72 163V164H71ZM76 163V164H75ZM87 163V164H88ZM108 163H109V166H108ZM129 163H131L129 166H128V164ZM50 164V163H49ZM48 164V165H49ZM88 164V165H89ZM97 163H96V167H97V165H98ZM125 164H126V166H125ZM158 164V165H157ZM41 165V166H40ZM60 165H62L61 167H60ZM43 166V167H42ZM69 166V167H68ZM42 167V168H41ZM60 167V168H59ZM66 167H68V168H66ZM104 167V168H103ZM129 167V168H128ZM46 170H45V169ZM203 168V167H202ZM37 169H38V171H37ZM40 169V170H39ZM50 169V170H49ZM59 169V170H58ZM79 169H81V173H84V170H83V167L82 168H80V166H79ZM127 169V170H126ZM191 169H195V167H193V168H191ZM191 169H186V171H185V173L184 174H186L185 175V177H184V174L182 175L183 176V178H189L190 179V177L192 176V177H194L195 178V176H196V173L194 172L193 173V171H195L196 169H198L197 167H196V169L195 170H191ZM31 170V171H30ZM55 170V169H54ZM23 171V170H22ZM91 171V170H90ZM100 171H101V173H100ZM119 171V172H118ZM125 172V173H122V172ZM126 171L128 172V173H126ZM192 171V172H191ZM46 172V173H45ZM52 172H54V171H51V176L50 177H52L53 176V178L55 177V178H58V179H56V180H53V181H55V183L57 184V183H59L60 181H62V179L64 180V173H62L61 172V175H62V179H61V175H60V173H58V175H57V173L56 172H54L53 173V175H52ZM90 173V175H89V173ZM116 173H122L123 175L125 174V176H123V175H116ZM191 173H192V175H191ZM209 173H211V172H209ZM42 176H41V175ZM93 174H95V176L93 175ZM101 174V175H100ZM127 174V175H126ZM223 174V173H222ZM221 173H211V174H205V176H204V178H207L208 176L209 177H211V178H207L208 179V181H210V183L212 184L213 182L215 183V184H220L222 181V178H225L224 177V175H222ZM33 175H34V177H33ZM38 175L40 176V177H38ZM48 175H49V173H48ZM94 177H93V176ZM116 175V176H115ZM193 175H195V176H193ZM211 175V176H210ZM212 175L214 176V177H212ZM216 175V176H215ZM220 175V176H219ZM249 175V174H248ZM247 175V176H248ZM36 176V177H35ZM57 176V177H56ZM90 178H89V177ZM115 176V177H114ZM118 176V177H117ZM122 177V178H120V177ZM249 176H251V175H249ZM248 176V178H250V179H252L254 182L255 181H257L256 179H258V177H256V176H258V175H255V176H251V177H249ZM95 177H97V179H95ZM114 177V178H113ZM124 177V178H123ZM240 177V176H239ZM254 177V178H253ZM40 178V179H41ZM54 178V179H55ZM186 178V179H187ZM204 178H202L203 180H204ZM213 178V179H212ZM217 178H220V179H216ZM99 179V180H98ZM115 179V180H114ZM120 179L121 181H122V179H123V182H124V184H126V185H124L123 184V182H121L120 180L118 181V180ZM186 179H183V180H186ZM189 179H187V180H189ZM207 179L206 180H201V182H200V180H199V182L197 183H195V186H197L196 187V191L195 192H197V195H198V197H201V198H198V200H197V202H200V201H202V199H203V197L204 196H201L202 194H204V193H206L207 191H211V190H213L212 188H210L209 189V187L210 186H212V185H208L207 183ZM212 179V180H211ZM215 179V181H219L218 183L217 182H215V181H213ZM58 180V182H56ZM114 180V181H113ZM125 180V181H124ZM38 181V182H37ZM182 181V180H181ZM206 181V182H205ZM120 183V184H119ZM121 183L123 184L122 186H121ZM209 183V184H210ZM213 183V184H214ZM223 183V182H222ZM56 184H52L51 186H50V188L48 189V188H46L44 191H43V193L40 195V196H42L41 198H40V196H39V194H38V196H39V198H40V200H41V202L43 201L42 199H45L46 198V196L48 197V196H54V197H57V196H59L58 195V193L56 192L57 190H54V189H58V187H56L57 185ZM60 184V183H59ZM80 185H83V186H80ZM120 185V186H119ZM59 186V185H58ZM112 186V187H111ZM116 186V187H115ZM125 186V187H124ZM74 187V186H73ZM72 187V188H73ZM82 187V188H81ZM117 187H118V190L120 191L119 193H122L123 194V196H121V194H120V196L122 197V198H120V202H122V203H120V202H118L117 201V203H118V205H119V203H120V205L118 206V207H116V206H114L113 208H110V209H107L106 210V212L104 211V212H102L101 214H99V216H96L95 218H97L96 220H95V218H92L90 215H91V212H92V210H93V208H94V204L96 203V201L103 195V194H105V192H106V194L108 193V191H112V189H113V191L115 190V189H117ZM213 187V186H212ZM48 189V190H47ZM201 189H203L202 191H201ZM41 189H39V191H40ZM54 190V191H53ZM108 190V191H107ZM118 190H115V191H118ZM201 192H200V191ZM204 192V193H203ZM145 193V194H144ZM201 193V194H200ZM44 195H45V198H44ZM76 195V196H75ZM85 195V196H84ZM85 197V198H84ZM167 197L166 198H164L165 199V202H167L166 200H168L167 199ZM75 199V200H76ZM73 201H74V199H72ZM170 200V199H169ZM39 201V200H38ZM149 201H150V203H149ZM160 201H162V199L160 200ZM75 202V201H74ZM77 202V201H76ZM163 202H164V200H163ZM38 203H40V202H38ZM82 203V204H81ZM117 203H116V205H117ZM82 206H81V205ZM125 208V209H124ZM123 209V210H122ZM129 211V212H128ZM118 212H120V213H118ZM111 213V214H110ZM116 213V214H115ZM83 214H86V216H87V219L89 220V219H92V220H90V221H88L85 217V215H83ZM114 214V215H113ZM116 215V216H115ZM83 216V217H82ZM119 216V217H118ZM131 216H133V218L131 217ZM81 217H82V219H84V220H82L81 219ZM91 217V218H90ZM36 218V217H35ZM37 218H40V217H37ZM36 218V219H37ZM29 219V218H28ZM41 219V218H40ZM40 219H37V220H40ZM85 219H86V221H85ZM95 221H94V220ZM98 220V221H97ZM117 220V221H116ZM121 220V222L125 225H123V226H121L122 225V223L121 224H118V226H117V223L119 222ZM132 220H134V221H132ZM83 221H84V223H83ZM94 221V222H93ZM132 221V222H131ZM38 222V221H37ZM40 222V221H39ZM101 222V223H100ZM86 223H88V224H86ZM99 223V224H98ZM107 223H108V225H107ZM109 223H111V225L109 224ZM132 223V224H131ZM82 224L84 225V226H82ZM86 225L88 226V227H86ZM101 225V226H100ZM116 225V226H115ZM133 225V226H132ZM262 226H264V223H262L261 224ZM104 226V227H103ZM111 226V227H110ZM84 227H86V228H84ZM118 227V228H117ZM131 227V228H130ZM53 229L54 228H52V230L51 231H53ZM83 229V230H82ZM85 229V230H84ZM47 230V229H46ZM45 230V231H46ZM49 230H50V228H49ZM55 230H56V228H55ZM262 230H263V232H264V228H262L261 229V233H263L262 232ZM56 231H54L53 233H55ZM131 233V234H130ZM114 234V235H113ZM264 234V233H263ZM133 236V237H132ZM50 238H52V237H50ZM116 238V239H115ZM78 240V241H77ZM43 241L45 242V239L44 240H42V239H40V241H39V243H43ZM80 241V242H79ZM34 242V241H33ZM117 242V243H116ZM39 243H37V242H34L33 244H35V245H33V248L35 249V250H37L34 246H39ZM83 243V244H82ZM44 244L45 243H43V245L41 244L39 247H41L42 246V249H43V247H45L44 246ZM108 246H107V245ZM73 245V246H72ZM77 245V246H76ZM110 245V246H109ZM76 246V247H75ZM39 247H37L38 248V250H39ZM135 247V248H134ZM259 247H262L261 245L259 246ZM3 249H4V247L3 248H1L0 250L1 251H3ZM69 249V250H68ZM68 250V251H67ZM145 251V252H144ZM119 253H124V254H126L127 255V257H128V260L127 261H123V260H120V261H117L118 259V257H116V256H118L119 255ZM62 254H64V253H62ZM60 256H61V258H62V260H64V262L62 263L61 261H60ZM107 256V257H106ZM63 257H65L64 259H63ZM113 257V258H112ZM95 258V259H94ZM100 259V260H99ZM104 260V261H103ZM13 262H12V264L14 263V260H12ZM60 261V262H59ZM65 261H67L66 263H65ZM5 263V262H4ZM3 263V264H4ZM24 263V262H23ZM0 264H2V262H0ZM24 264H29V260H26L25 261V263ZM30 264H31V262H30Z\"/></svg>", "mask_w": 264, "mask_h": 264}]
</instances>
